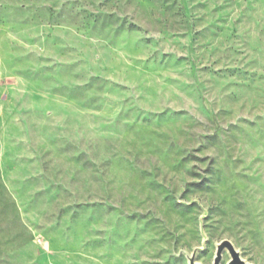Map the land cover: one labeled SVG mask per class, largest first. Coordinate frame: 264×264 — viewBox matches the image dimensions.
<instances>
[{"label": "rangeland", "instance_id": "rangeland-1", "mask_svg": "<svg viewBox=\"0 0 264 264\" xmlns=\"http://www.w3.org/2000/svg\"><path fill=\"white\" fill-rule=\"evenodd\" d=\"M223 239L264 264V0H0V264Z\"/></svg>", "mask_w": 264, "mask_h": 264}, {"label": "water", "instance_id": "water-1", "mask_svg": "<svg viewBox=\"0 0 264 264\" xmlns=\"http://www.w3.org/2000/svg\"><path fill=\"white\" fill-rule=\"evenodd\" d=\"M216 251L213 256L212 263L213 264H220V260L222 257V253L224 250L228 251L229 254V260L226 262L227 264H253L251 262L245 261L241 258L239 251L234 248L232 242L229 240L223 239L216 243ZM196 251L188 257V263L189 264H198L194 261Z\"/></svg>", "mask_w": 264, "mask_h": 264}]
</instances>
